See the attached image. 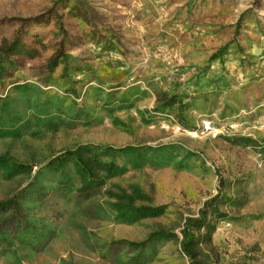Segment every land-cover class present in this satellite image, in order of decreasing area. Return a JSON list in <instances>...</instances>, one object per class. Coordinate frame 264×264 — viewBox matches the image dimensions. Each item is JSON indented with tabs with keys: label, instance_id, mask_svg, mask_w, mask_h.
<instances>
[{
	"label": "rangeland",
	"instance_id": "1",
	"mask_svg": "<svg viewBox=\"0 0 264 264\" xmlns=\"http://www.w3.org/2000/svg\"><path fill=\"white\" fill-rule=\"evenodd\" d=\"M15 40L34 54L0 59V131L19 134L0 157L30 170L0 168V202L19 204L0 213V264H191L180 232L221 183L244 205L205 254L264 264V0H0V46ZM86 145L150 153L82 200L70 164L47 167ZM132 189L164 214L122 221L107 194ZM160 233L176 238L149 244Z\"/></svg>",
	"mask_w": 264,
	"mask_h": 264
},
{
	"label": "trees",
	"instance_id": "2",
	"mask_svg": "<svg viewBox=\"0 0 264 264\" xmlns=\"http://www.w3.org/2000/svg\"><path fill=\"white\" fill-rule=\"evenodd\" d=\"M34 54L33 50L24 46L19 40L6 45L3 43L0 46V59L4 56H13L16 54ZM57 62L51 61L48 66L49 71L57 67ZM24 89V88H22ZM165 106H170L172 103L169 100L165 101ZM2 115L5 119L10 118V113L7 105L1 106ZM9 135L18 137V130H9L8 132L0 131V135ZM241 145L250 144V140H239ZM244 143V144H242ZM150 150L143 151L138 148L125 147L122 149H113L111 147L101 146H79L73 150L66 151L60 156L54 158L48 164L50 171H61L66 164H70L77 174L81 187L77 190L78 198L88 200L95 196L104 187L107 180L122 174L126 169L119 167L116 164L118 157L126 159L127 163L138 168L143 165L146 160V154ZM104 160H107L104 161ZM0 168L3 170V178L10 180L11 178L24 174L30 170L29 166L18 163L7 157H0ZM229 190L226 183H221L219 193L205 203L203 209L200 211L198 218L186 219L179 242L181 252L191 264H214L209 261V257L204 252L205 247L211 245L212 235L215 232L216 225L219 222L231 219L226 209H238L244 204L238 199L229 196ZM107 196L113 201L110 204L111 208L115 210L122 221L127 223H134L144 219H154L162 216L165 207H152L144 205H136L137 201L147 200L146 196L142 195L137 189H132L129 194L121 191L119 194L108 193ZM19 208L17 199L10 198L4 202H0V213L7 211H16ZM176 236L171 233H160L149 238V244H154L163 239H175Z\"/></svg>",
	"mask_w": 264,
	"mask_h": 264
}]
</instances>
